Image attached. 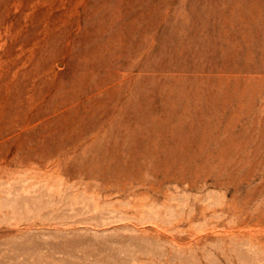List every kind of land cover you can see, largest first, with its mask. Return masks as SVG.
<instances>
[{
	"label": "rangeland",
	"instance_id": "1",
	"mask_svg": "<svg viewBox=\"0 0 264 264\" xmlns=\"http://www.w3.org/2000/svg\"><path fill=\"white\" fill-rule=\"evenodd\" d=\"M0 264H264V0H0Z\"/></svg>",
	"mask_w": 264,
	"mask_h": 264
}]
</instances>
